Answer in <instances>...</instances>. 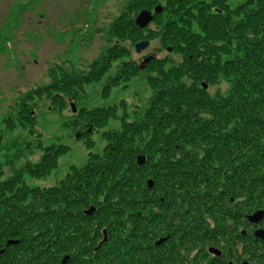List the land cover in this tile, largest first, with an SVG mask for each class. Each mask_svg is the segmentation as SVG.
<instances>
[{"label": "trees", "instance_id": "1", "mask_svg": "<svg viewBox=\"0 0 264 264\" xmlns=\"http://www.w3.org/2000/svg\"><path fill=\"white\" fill-rule=\"evenodd\" d=\"M158 2L152 25L135 24L138 9ZM108 29L116 38L86 69L51 68L50 80L31 85L15 100V117H5L9 128L35 131L34 96L60 111L73 99L76 111L64 124L89 148L85 161L70 163L52 185L29 184L24 172L50 173L69 148L39 137L40 158L0 180V264H61L60 251L63 264H159L150 241L161 229L187 241L186 207L197 213L222 192L238 209L264 205V0H128ZM152 37L157 46L137 60L122 42L150 44ZM219 77L226 89H208ZM129 79L150 87L132 111L124 100L86 103L84 83L100 81L105 98ZM110 118L118 125L100 130L104 144L92 151L91 133ZM138 154L145 155L142 164ZM89 236L94 241L82 240ZM187 242L175 243L176 251L185 252ZM89 244L79 257L78 248Z\"/></svg>", "mask_w": 264, "mask_h": 264}, {"label": "rangeland", "instance_id": "2", "mask_svg": "<svg viewBox=\"0 0 264 264\" xmlns=\"http://www.w3.org/2000/svg\"><path fill=\"white\" fill-rule=\"evenodd\" d=\"M127 1L0 0V19L3 18V21H0L2 24L0 27V133L3 135L0 141V180L7 178L26 162L40 158L41 147L35 145L39 137L43 144L64 142L69 144V148L58 155L57 165L50 173L34 176L24 172L23 177L29 184L52 185L60 177L65 176L64 172L68 170L70 163L79 164L85 161L89 147L83 143V138L75 137L77 130L74 132L71 126L64 124V120L72 118V112L76 111L70 110L68 105L61 111L51 110L48 105L49 99L34 96L32 99L38 102V107L35 108L37 111L35 131H29L20 125H16L14 129L9 128L5 124V117L8 115L15 117L17 114L15 100L31 85L50 80L48 72L51 68H55L56 71L86 69L87 62L116 38V35L112 37L110 34L109 23L113 16L124 9ZM229 1L233 3L236 0ZM4 9L8 11V18L4 15ZM22 19L24 28L21 33L16 25H20ZM9 24H13L10 31L13 37L5 42L3 36L6 33L3 31ZM150 24L152 25L151 21ZM122 42L129 45V54L137 60L141 53L149 50V47L157 46L158 39L152 37L150 44L140 51L134 49L133 44L136 41L133 44L128 40ZM159 51L163 53L164 49ZM118 60L117 57L111 62L112 66L107 72H112ZM100 84V81L94 82V80L83 84L84 93L90 99L86 102L88 105L117 103L124 100L128 109L132 111L134 106L142 103L150 92V87L144 80L129 79L127 82L121 81L113 86L110 94L103 98L98 93ZM218 86L226 89L227 84H224L223 77H219L218 82L209 85L208 89L213 90ZM118 123L119 120L110 118L104 127L95 129L91 133L94 145L90 149L100 150L104 144L100 130L110 125L116 126ZM37 131L40 133L36 134ZM69 177L72 178L71 175ZM159 231L166 232L164 229ZM89 237L94 241L93 236ZM86 239L89 238H82V240ZM173 239H177L176 246L186 242L178 234ZM99 240L97 239L96 242Z\"/></svg>", "mask_w": 264, "mask_h": 264}, {"label": "flooded vegetation", "instance_id": "3", "mask_svg": "<svg viewBox=\"0 0 264 264\" xmlns=\"http://www.w3.org/2000/svg\"><path fill=\"white\" fill-rule=\"evenodd\" d=\"M2 3L5 2L2 1ZM7 12V9H4L6 17ZM0 21H3V18ZM21 21L16 28H19L22 33L24 21L23 19ZM12 25L9 24L7 28H4L5 42L13 37V33H10ZM0 27H2L1 22ZM262 178L264 179V173ZM200 206L202 208L197 213L188 211V207L185 210L186 235L184 237L188 241H186L185 252L176 251L178 248L175 246V240L177 239H170L169 232L158 231L154 239L150 241L155 245L151 251L159 264H264V205L255 209H238L235 198L227 192H222L214 194L211 200L201 203ZM257 209L261 210L260 216L256 220L251 219L249 214ZM169 239L172 243L168 241ZM88 241L93 239L89 237ZM137 243L142 246L150 244L147 240H139ZM181 245L182 243L180 247ZM89 247H91L90 244L80 246L79 257L87 255ZM60 252L59 259L63 264L64 253Z\"/></svg>", "mask_w": 264, "mask_h": 264}, {"label": "water", "instance_id": "4", "mask_svg": "<svg viewBox=\"0 0 264 264\" xmlns=\"http://www.w3.org/2000/svg\"><path fill=\"white\" fill-rule=\"evenodd\" d=\"M162 5L161 4H156L153 8L154 12H158L159 10H161ZM153 12L150 8H141L140 10H138L134 16V22L135 24H137L140 27H143L144 25H146L150 20L153 19ZM149 39H139L134 43V49L135 50H140L144 47H146L148 45ZM167 49H170V47H167ZM203 86L206 87V83H203ZM70 104V108L71 110H75V103L74 101L71 99V101L69 102ZM76 134L79 135L80 132L76 131ZM145 159V155L144 154H138L136 156V162L138 164H142V162ZM146 184L148 186H150L152 184V180L151 179H147L146 180ZM93 209V206L90 205L87 207V209H85L86 212H91V210ZM260 212L261 210L257 209L256 211L252 212L251 214H249L251 219L256 220L257 217L260 216ZM9 242V240L7 241Z\"/></svg>", "mask_w": 264, "mask_h": 264}]
</instances>
